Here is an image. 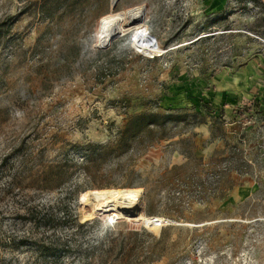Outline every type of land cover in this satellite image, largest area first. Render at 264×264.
I'll use <instances>...</instances> for the list:
<instances>
[{"label":"rangeland","instance_id":"1","mask_svg":"<svg viewBox=\"0 0 264 264\" xmlns=\"http://www.w3.org/2000/svg\"><path fill=\"white\" fill-rule=\"evenodd\" d=\"M137 8L155 50L94 48ZM136 191L179 225L99 213ZM0 264H264V7L0 0Z\"/></svg>","mask_w":264,"mask_h":264},{"label":"bare ground","instance_id":"2","mask_svg":"<svg viewBox=\"0 0 264 264\" xmlns=\"http://www.w3.org/2000/svg\"><path fill=\"white\" fill-rule=\"evenodd\" d=\"M145 8V6H144ZM122 24H118L109 28L106 32L108 37L113 36L117 31H124L129 28L135 27L136 31L133 36V41L138 43L141 47L147 50H155L156 41L147 32V13L142 9L137 8L128 12L124 16ZM96 45L95 47H99ZM145 198L143 192L136 191L133 194L131 200H126L122 196L112 193L105 198H100L97 202V209L99 213L111 210V222H117L122 220L127 221H141L142 224L153 231H158L167 223H171L166 218H149L145 213ZM157 221L159 224H155L153 221ZM160 229V230H161Z\"/></svg>","mask_w":264,"mask_h":264},{"label":"trees","instance_id":"3","mask_svg":"<svg viewBox=\"0 0 264 264\" xmlns=\"http://www.w3.org/2000/svg\"><path fill=\"white\" fill-rule=\"evenodd\" d=\"M236 1H244V0H236ZM247 1H251L254 3L261 4L259 2V0H247ZM205 38H208V37H205ZM201 39H203V38H200L199 40H201ZM167 113L168 114H163V113L157 112V113H150V114L141 113V114L134 115L133 117H131L129 119L125 128L121 131V134H120L121 141L126 140V138H128V137H134V136L139 135L147 127H149L151 125L152 126H164L167 123H169L170 121H172L175 116L177 118H180V117H186V115H187L186 113L184 114V112L179 111V110L168 111ZM87 223H90V222H86L85 224H87ZM137 234H138V232L132 233V235H137ZM163 236L164 235L162 234L160 237V240H163ZM52 254L55 255V252H53Z\"/></svg>","mask_w":264,"mask_h":264},{"label":"water","instance_id":"4","mask_svg":"<svg viewBox=\"0 0 264 264\" xmlns=\"http://www.w3.org/2000/svg\"><path fill=\"white\" fill-rule=\"evenodd\" d=\"M132 30H129L127 31L126 33L122 32V31H117L112 37L109 38L108 41H106L104 44L100 45L99 47H94L96 49H100V50H103V49H107L111 46V44L113 43V41L121 38V37H124L125 35H127L129 32H131ZM88 221V220H87ZM155 224H159L157 221H153ZM170 225H179V223L177 222H172V223H167L165 226H170ZM148 229V228H147ZM161 231V230H160Z\"/></svg>","mask_w":264,"mask_h":264},{"label":"crops","instance_id":"5","mask_svg":"<svg viewBox=\"0 0 264 264\" xmlns=\"http://www.w3.org/2000/svg\"><path fill=\"white\" fill-rule=\"evenodd\" d=\"M259 2L263 5L264 7V0H259Z\"/></svg>","mask_w":264,"mask_h":264}]
</instances>
